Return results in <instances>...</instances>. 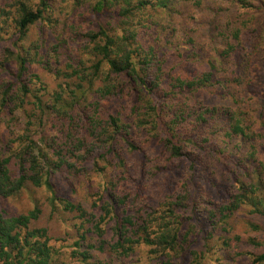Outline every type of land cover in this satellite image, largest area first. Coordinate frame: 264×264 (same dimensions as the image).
<instances>
[{"label":"rangeland","instance_id":"rangeland-1","mask_svg":"<svg viewBox=\"0 0 264 264\" xmlns=\"http://www.w3.org/2000/svg\"><path fill=\"white\" fill-rule=\"evenodd\" d=\"M39 1L0 0V86L14 80L12 72L14 73L15 66L7 57V50L12 48V44L19 36L16 26L19 10L22 5L29 10H35L39 7ZM97 1L46 0L47 8L43 12V19L30 26L22 42L16 43L29 46V57L34 59L28 67L31 76L27 78L30 92L25 98L22 111H14L12 114L6 110L0 111V152L6 151L7 155L9 152H16L20 145L13 141L18 135L27 132L26 134L36 141L38 149L46 153L50 161H56L57 158L49 145H52V140L59 144L64 164L61 167L45 168L49 170L46 180L50 187L45 185L34 187L28 183L16 196L0 198V214L7 217L23 215L37 206L40 214L38 219L31 223L30 228L47 230L49 245L53 249V257L57 262L162 264L166 261L165 257L150 255V248L143 244L126 258L109 253L107 244L114 241L113 229L119 225L122 217L135 216L136 208L141 209L140 213L143 216L152 213L153 210L163 209L166 201L169 200H165L166 197L181 182L187 185L191 197L199 201L197 205L201 208H209L206 201L215 207L223 203L229 191H236L238 181L249 182V178L252 177V180L260 181L264 185V173L258 180L255 171L256 161L264 163V57H258L260 51L264 50V0H255L254 8L244 10H240L237 6L232 7L225 0H203L201 5H196L193 0H172L168 10L134 9L127 19L118 17L115 12L117 8L102 14H94L92 6ZM218 3L224 5V10L213 15L215 5ZM246 19H251L252 24H257L258 27L254 34V41L246 46L259 45L260 48L252 62L243 59L238 66L234 60L229 59L231 61L226 63L225 67L232 69L231 72L225 73V76L231 79L229 92L231 90L240 97L243 89L246 91L244 98L241 99L244 101L243 111L245 112L242 116L248 120L244 126L251 125L246 133L251 135L252 139L235 150L232 149L231 144L228 147V150L232 151L228 156L229 161L222 162L224 158L216 157L215 150L223 148L226 139L224 133L218 128V120H210L195 131L191 126L194 120L188 121L192 140L183 147V150H188L198 159L203 157V161H194L197 169L195 168L196 172L193 173L190 170V162L182 158L168 159L167 150L163 144L158 143L156 139H151V133H147V128L136 126L143 106L141 99L137 97L138 92L131 89L129 80L113 74L109 75L107 63L92 52L94 44L86 33L96 32L99 28H104L108 35L118 38L130 35V32L134 33V40L129 39L130 45L124 46L128 50L140 47L147 49L155 45L159 48L158 55L164 77L162 78L165 79L162 84L168 93L172 83L170 78L183 79L186 76L195 78L198 73L207 70L204 63L207 58L214 57V50L219 48L221 43H216V48L213 50L210 40L214 38L219 42L222 39L216 36L220 31L217 24L228 23L237 26ZM250 34L252 35V32ZM254 51L255 49L250 54L252 55ZM137 54H132L131 58L139 68L143 56ZM96 64H99L97 72L94 69ZM233 72L240 75L242 80L240 85L234 82ZM105 77L108 79L106 80ZM108 84L117 87L116 94L104 100L90 95V88L95 90ZM237 90L238 93L235 92ZM213 91L211 88L200 89L194 96L201 102L216 108L222 103L229 104V101H221L219 93ZM60 92H62L63 102L57 104V107H62L59 114L52 110L42 115L35 109L36 105H33L35 97H40L42 103L51 106L55 95ZM161 93H157L159 97L162 96ZM79 99H81V105L85 106L82 109L76 108ZM93 101H96L97 106L92 105ZM98 110L103 117L107 114L115 116L120 113L121 124L131 123L130 136L134 139V143H138L140 150L134 152L128 150L124 144L117 145L116 150L120 153L121 160H112L109 164L95 158L98 154L83 161L82 164L81 159L73 158L67 151L74 147L73 140H81L85 144L81 151L75 153L76 155L90 149L99 152L106 150L108 144L107 140L104 141L106 135L102 134L96 140L83 125L87 118H91L93 112ZM76 111L80 119L77 128L71 131L66 119L68 115L65 113ZM164 115L166 120L162 119L167 121L168 116ZM221 123L224 125L222 121ZM70 133H72L71 137ZM66 136H69L67 142ZM204 138H208L207 143H203ZM64 142L66 145L63 144ZM250 145H254L258 150L255 156L257 160L251 158L247 163L245 159L247 152L251 151ZM240 159L245 163L239 164ZM118 162L121 164L117 165ZM201 162L206 167L202 165L198 167V163ZM12 163H15L13 158ZM158 167L159 171L155 170ZM10 168L13 172L16 170L13 165ZM112 175L125 177L123 187L119 189L129 190L132 193L138 191L140 199L128 207L125 204L115 206L112 214L104 219L101 227L105 230L102 239L106 245L102 251L98 250L99 240L91 236L89 232L86 234L84 247L77 248L78 251L86 249L87 244L95 246V249L89 251L91 259L82 262L74 256L75 244L85 231H89L92 223L79 217L75 212L65 211L62 200L53 201L52 204V198L54 196L57 199H66L71 203L80 204L88 213L99 216L101 215L99 205L109 198L107 186ZM191 207L180 212L182 220L187 218L182 230H190L193 234L191 237L196 242L190 239V243H184L182 247L185 251L173 264H190L194 260L193 255H201L199 253H202L201 264H252L251 254H264V217L250 213L249 206L243 205L229 219L230 235L228 237L233 239L238 236L241 239L240 244L231 241L229 248H224L222 242L217 241L222 234L219 231L214 233L208 247L205 246L198 227H192L194 219L188 220L191 217ZM253 226L260 230H254Z\"/></svg>","mask_w":264,"mask_h":264},{"label":"trees","instance_id":"trees-1","mask_svg":"<svg viewBox=\"0 0 264 264\" xmlns=\"http://www.w3.org/2000/svg\"><path fill=\"white\" fill-rule=\"evenodd\" d=\"M225 1L232 7L237 6L240 10L254 8L256 2L255 0ZM202 2L203 0H193L196 5H201ZM171 5L172 0H98L92 6V12L94 14H102L117 8L115 12L118 17L127 19L134 9L143 11L150 9L168 10ZM46 8V0H40L39 7L35 10H29L23 5L19 10V18L16 21L19 36L16 42L12 44V48L7 50V57L12 60L10 62L14 63L15 66V71L14 73L12 72L14 80L0 86V90L2 88V91H0V111L6 110L12 114L14 111H22L24 109L25 98L30 92L27 78L31 76L29 75L28 67L29 64L34 62V59L29 57V46L26 47L22 43L19 45L16 43L22 42L30 26L43 19L42 15ZM223 10L224 5L218 3L215 5L213 15L223 12ZM217 27L220 28V31L216 36L222 39L219 42L214 38L215 41L213 39L210 40V46L213 47V50L216 48V43H221L219 48L214 50V57L207 58L204 63L207 66V70L198 73L195 78L187 76L183 79L181 77L170 78L172 83L170 84L171 88L168 86L170 89L168 93L162 84L165 79L163 80L164 77L161 72V60L158 55L159 48L155 45L149 46L147 49L140 47L142 50L140 48L128 50L124 46L130 45L129 39L134 40V33L130 32V35H123L119 38L108 35L104 28H99L96 32L89 31L86 33V36L94 44L92 52L107 63L109 75L113 74L129 80L128 83L132 86L131 89L138 92L137 97L141 99L143 106L139 112L136 126L147 128V133H151V139H156L158 143L163 144L167 150L166 157L168 159L182 158L190 162V170L193 173L196 172L195 168L197 169L194 161H203V157L198 159L197 156H193L188 150H183V147L192 140L188 121L194 120L191 122V126L195 131L196 128L206 125L210 120H218V128L224 133L226 139L224 140L225 146L215 150L216 157L224 158L222 162L229 161L228 156L232 151L228 150V147L231 144L232 149L235 150L252 139V136L246 133V130L251 125L244 126V123L248 120L242 116L245 112L243 111L244 101H241V99L244 98L246 91L243 89L240 97L231 90V93L229 92L231 79L227 78L225 73L231 72L232 68L225 67V64L234 60L240 66L243 59L252 62L260 47H258L259 45L254 47L246 45L254 41V34L258 27L257 24H252L251 19H246L237 26L228 23L222 25L220 23L217 24ZM251 32L252 35L250 34ZM254 49L255 51L251 55L250 52ZM132 54L143 56V59L140 60L139 68L132 60ZM195 54L199 55L198 53ZM261 56L264 57V50H261L258 54V57ZM98 68L99 64L94 65L95 72L98 71ZM149 71H151L150 74H148ZM232 77H234L236 84H241L240 75L233 72ZM105 78L106 80L108 79V77ZM207 88L219 93L220 100L223 102L229 101V104L222 103L216 108L201 102L194 96L198 90ZM116 89V86L108 84L102 88L95 90L90 88L89 90L93 98L96 96V99L104 100L110 95L116 94ZM159 92H162L160 97L157 94ZM235 92L238 93V90ZM61 93L55 95L51 106L46 105L47 103H42L40 97H35V102L33 103V105H36L35 109L39 110L42 115L46 111L51 112L52 110L59 114L62 107H57V104L63 102ZM75 98L77 99V97ZM82 98H84V95H82ZM80 100L76 103L77 109L85 107L81 105ZM96 101H93L92 105L95 104L97 106ZM171 112L173 113L170 114ZM164 114L168 116L167 121L163 120L165 119ZM246 114L248 115V113ZM65 115H68L66 119L69 122V130L76 129L80 119L78 112H66ZM92 115L83 124L84 128L89 130L91 132L90 135L96 140L100 138V135H106L104 141L107 140L108 144L103 152L90 149L83 154L76 155L75 153L81 151L85 144L81 140H73L74 147L67 151L72 154L73 158L81 159V164L83 161L93 158L96 154H98V157L95 158L104 160L108 164L112 160H121V155L116 150V146L121 144L126 145L130 151L136 152L140 150L138 143H134V139L130 136L131 123L121 124L119 122L121 120L120 113L115 116L107 114L106 117H103L98 110L94 111ZM26 133L18 135L13 141L18 142L20 145L16 152H9L8 155L6 151L0 152V198L6 199L16 196L28 183L34 187H41L42 185L50 187L49 182L46 180L49 170L45 168L61 167L64 164L59 144L52 140V145H49V148L57 158L56 161H50L47 154L38 149L36 141ZM71 136L72 133H70ZM66 138L67 142L69 136H66ZM40 140L42 141V137ZM233 140L234 142L232 143ZM66 142L63 144L66 145ZM207 142L208 138H204L203 143ZM250 148L251 151L247 152V158L245 159L247 163L250 162L251 158H255L258 151L254 145H250ZM12 158L15 163H12ZM244 163L240 159L239 164ZM119 164L121 163L118 162L117 165ZM256 164L257 168L255 171L259 180L264 173V163L256 161ZM11 165L16 168L14 172L10 168ZM200 165L206 167L203 162L198 163V167ZM155 170L159 171V167L155 168ZM125 180V177L112 175L107 186L109 198L99 205V211L101 212L99 216L88 213L80 204L71 203L66 199H57L53 196L52 204L53 201L62 200L65 211L75 212L79 217L92 223L89 231H85L78 243L75 244L74 256L78 257L82 262H87L91 259L89 251L95 249V246L87 244L86 249L78 251L77 248L84 247L86 234L89 232L91 236L99 240L98 250L102 251L104 245H106V242L102 239L105 230L101 227L104 219L112 214L115 206L119 207L125 204L128 207L134 201L137 203L140 199L138 191L132 193L129 190L123 191L119 189L123 187ZM238 182L236 191H229L227 199L220 205L215 207L212 203L206 201L209 208H201L200 205H197L199 201L191 197L187 185L184 182L179 183L176 189L166 197L165 200H169L166 201L167 203L163 206V209L153 210L151 211L152 213H147L143 216L140 213L141 209L136 208L135 216L125 215L122 217L119 225L113 229L114 241L107 244L109 253L117 255V257L126 258L143 244L150 248V255L165 257L166 261L162 264L176 263V259L185 251L182 245L190 243V239L194 240L191 237L193 234L190 230H182L184 221L187 218L182 220L180 212L187 210L189 206L192 207L190 208L191 217L188 220L194 219L192 227H198V232L202 236L201 240L205 241L206 247H208L209 241L213 239L214 233L217 231L222 233L217 241H221L224 248H229L231 241L240 244L241 239L238 236L233 239L230 236L228 237L230 235L229 219L243 205L251 208L250 213L264 217V185L260 181L252 180V177L249 178V182ZM39 214L40 209L37 206L23 215L7 217L0 214V264H64L55 261L53 249L49 245L50 239L47 235V230L44 228H30L31 223L38 219ZM253 228L254 230H260L255 226ZM194 242L196 241L194 240ZM199 254L202 255V253ZM201 255L194 254V260L190 264H201ZM251 258L252 264L264 263V254H251ZM179 263H181V260H179Z\"/></svg>","mask_w":264,"mask_h":264}]
</instances>
